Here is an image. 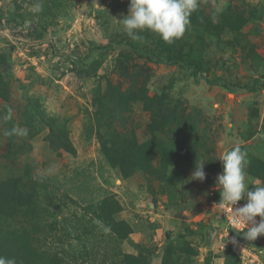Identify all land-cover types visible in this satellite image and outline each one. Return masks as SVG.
Returning <instances> with one entry per match:
<instances>
[{
  "label": "rangeland",
  "instance_id": "1",
  "mask_svg": "<svg viewBox=\"0 0 264 264\" xmlns=\"http://www.w3.org/2000/svg\"><path fill=\"white\" fill-rule=\"evenodd\" d=\"M55 1L65 7L48 14ZM129 3L0 0V187L10 198L0 238L18 264H163L170 243L179 264H241L215 178L218 158L239 145L247 190L264 185L252 171L264 164V0H197L173 44L147 30L130 39L119 21ZM180 50L194 68L178 64ZM216 77L242 90L209 84ZM43 119L67 130L75 155L50 148ZM132 132L152 147L150 163L113 167L98 133ZM163 148L183 164L166 166ZM200 163L203 182L191 177ZM111 212L127 238L96 223L110 229Z\"/></svg>",
  "mask_w": 264,
  "mask_h": 264
},
{
  "label": "clouds",
  "instance_id": "2",
  "mask_svg": "<svg viewBox=\"0 0 264 264\" xmlns=\"http://www.w3.org/2000/svg\"><path fill=\"white\" fill-rule=\"evenodd\" d=\"M196 8L197 0H130L128 14L122 15L119 21L133 41H143L140 33L147 30L158 34L167 44H173L185 34L191 13ZM218 159L222 162V172L215 178V187L221 196L219 204L231 207L232 223L243 229L238 234L247 241H254L264 235V185L247 190V152L242 151L239 145L226 150ZM204 166V163L195 165L192 180H205ZM245 199V204L233 208L237 202ZM257 216L260 217L259 221L256 220ZM96 223L105 232L110 230L100 221ZM0 264H17V259L0 255Z\"/></svg>",
  "mask_w": 264,
  "mask_h": 264
},
{
  "label": "trees",
  "instance_id": "3",
  "mask_svg": "<svg viewBox=\"0 0 264 264\" xmlns=\"http://www.w3.org/2000/svg\"><path fill=\"white\" fill-rule=\"evenodd\" d=\"M54 3H58V2L55 1ZM64 7H65V5H63L62 2H60V3L52 6L51 8H49L47 6L46 12L48 14H51V12H55V10L62 9ZM119 45L122 47H124L126 45L127 47L132 48V50H134L138 55H140L141 57H145L150 61L167 62L168 60L171 59L169 57L161 58L160 56H156L148 48L139 47V46L133 47V46H130L128 44L123 43V41H120ZM178 53L180 55H179V57H177V62L180 66H182L184 68H186V67L194 68L193 65H191L185 61V58H187V55H189V54L191 55L192 51L187 53V52H183L182 50H180V51H178ZM169 62H172V59ZM5 63L6 62H5L4 56L0 55V69L4 68ZM192 73H193V75L196 74L195 69ZM208 82H209V84L219 85V86L226 88L227 90H230L233 92H238V91L242 90L240 87L229 84L226 80H224L220 77H216L213 80H210ZM253 90H255V89H253ZM124 106L127 107L128 102L123 104V108H124ZM119 107H120V105H119ZM31 117H32L31 115L28 116V118H31ZM30 120L32 121L33 119L31 118ZM42 121H43V124L46 123V127L49 129V134L47 135L46 141L48 142L50 148L53 151H57L59 154L66 153L67 155H75L76 149L70 141L67 130L65 128L58 126V125H55V123L51 122V120L43 119ZM154 124L157 125L158 122L154 121ZM98 137H99L100 141H102V143H101L102 152H103L105 158L108 159L109 163L113 167H116V165L119 163L121 165V163L124 160L131 161V163L134 167L141 165V163L143 165L147 166L152 159V156H151L152 147H147V149H148L147 150L148 154H147L146 151H144L142 149V147L139 145L137 137H136L134 132L131 133V138L128 141L125 140L126 138L123 137V135L119 136L117 134H111L110 136L105 138L100 133H98ZM161 156H162L163 163L166 166H171V168H174L177 166L179 167L180 165L183 164L182 163L183 160H182L181 155H179L176 151L171 150L169 148H163V150L161 152ZM253 165H256V169L252 170V171L255 172L259 178H264V164H262V162H260V161H254ZM218 169H220V168L218 167ZM9 199L10 198L8 197V194L4 193L2 191V188L0 187V207H3L2 206L3 202L4 201L7 202ZM104 206L105 205L101 206L102 211L104 209H105V211H107L106 209L110 208V207L104 208ZM111 211L114 212L113 210H111ZM112 212L109 213V215L112 214ZM106 225L110 227V230L113 233H116V235H119L123 239L127 238L128 235L130 234L129 232H124L125 225L121 224L119 222H116V220L114 219V217L112 215H110L109 220H108ZM119 227H120V231H119ZM232 234L234 235V237H237L238 239H242L244 241L243 236H241V235L238 236L236 232H233ZM168 246H169V249L166 250V255H165L163 264H179L174 259L175 254H176L175 244L170 243ZM236 251H237V247H236ZM0 255H4L6 257H11L12 255L18 256L17 252L15 250L11 249L9 247L8 242L6 240H3L2 238H0ZM237 255H238L239 261L241 263V258H240L238 251H237ZM130 259L133 262L134 257L130 256Z\"/></svg>",
  "mask_w": 264,
  "mask_h": 264
},
{
  "label": "built area",
  "instance_id": "4",
  "mask_svg": "<svg viewBox=\"0 0 264 264\" xmlns=\"http://www.w3.org/2000/svg\"><path fill=\"white\" fill-rule=\"evenodd\" d=\"M244 203L239 201L237 202V205H234L233 208L238 206H242ZM219 219L223 220L226 224V227L233 233L236 232L238 236H240L238 233L242 232V227H238L232 223V209L230 206L224 205L219 207ZM260 217H256V220L259 221ZM257 239L262 240V245L264 246V235L259 236ZM237 251L241 258L242 264H264L261 260L258 259V257L261 256V254L264 253V250L262 248H254L249 246L247 243H245L242 239H236L235 240ZM258 256V257H257ZM258 261V262H257ZM260 261V262H259Z\"/></svg>",
  "mask_w": 264,
  "mask_h": 264
},
{
  "label": "crops",
  "instance_id": "5",
  "mask_svg": "<svg viewBox=\"0 0 264 264\" xmlns=\"http://www.w3.org/2000/svg\"><path fill=\"white\" fill-rule=\"evenodd\" d=\"M256 240H258V239H256ZM249 246H251V247H254V248H256V249H258V248H262L263 250H264V246L262 245V243L260 244V243H254V244H248Z\"/></svg>",
  "mask_w": 264,
  "mask_h": 264
}]
</instances>
